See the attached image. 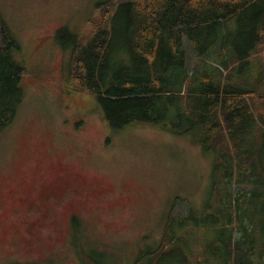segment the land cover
Instances as JSON below:
<instances>
[{
	"label": "rangeland",
	"instance_id": "rangeland-1",
	"mask_svg": "<svg viewBox=\"0 0 264 264\" xmlns=\"http://www.w3.org/2000/svg\"><path fill=\"white\" fill-rule=\"evenodd\" d=\"M107 1L0 0V16L18 43L9 54L24 67L22 101L0 131V221L18 210L13 194L31 177L52 176L57 162L82 167L91 178L82 186L86 205L77 206L80 222L69 225L68 209L51 204L66 218L59 225H43L31 249L13 255L0 235V264H110L111 254L112 264H134L161 243L172 212L186 220L183 232L197 233L203 223L208 239L213 237L219 188L224 177L235 173L214 164V154L198 143L197 131L177 135L152 123L111 128L95 97L69 81L67 34L87 35L92 22L121 0L100 10ZM108 28L112 31L114 22ZM119 31L116 26L112 67L127 59ZM182 48L189 69L201 70L207 59L197 56L184 36ZM253 59L264 66V47ZM241 65L237 74L254 80L256 62L249 58ZM262 99L254 98L257 103ZM227 186L233 194L246 188L233 181Z\"/></svg>",
	"mask_w": 264,
	"mask_h": 264
},
{
	"label": "trees",
	"instance_id": "trees-1",
	"mask_svg": "<svg viewBox=\"0 0 264 264\" xmlns=\"http://www.w3.org/2000/svg\"><path fill=\"white\" fill-rule=\"evenodd\" d=\"M92 24L87 35L67 34L69 81L95 97L107 124L120 129L152 123L177 135L196 130L214 164L235 173L219 188L211 239L203 223L197 233L183 232L186 220L172 212L161 243L134 264H264V66L253 59L264 47V0H121ZM116 26L127 59L112 67ZM183 36L208 61L195 73ZM11 48L18 43L0 16V131L23 98L24 67L10 56ZM249 58L257 65L254 80L237 74ZM255 97L263 99L257 103ZM231 181L246 188L233 194Z\"/></svg>",
	"mask_w": 264,
	"mask_h": 264
},
{
	"label": "flooded vegetation",
	"instance_id": "flooded-vegetation-1",
	"mask_svg": "<svg viewBox=\"0 0 264 264\" xmlns=\"http://www.w3.org/2000/svg\"><path fill=\"white\" fill-rule=\"evenodd\" d=\"M90 179L82 167H72L65 160V163L55 164L52 176L31 177L30 183L23 184L21 190L13 194L18 210L0 221L1 238L12 255L23 248L30 250L37 242L43 225H59L66 218V212L61 209L54 211L53 205L68 209L69 225L80 222L82 219L77 206L86 205L82 186L86 187ZM9 261L19 263L14 258H9Z\"/></svg>",
	"mask_w": 264,
	"mask_h": 264
}]
</instances>
